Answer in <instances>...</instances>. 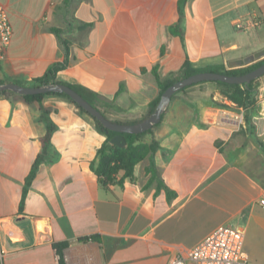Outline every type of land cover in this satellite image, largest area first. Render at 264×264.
<instances>
[{"label":"crops","instance_id":"crops-1","mask_svg":"<svg viewBox=\"0 0 264 264\" xmlns=\"http://www.w3.org/2000/svg\"><path fill=\"white\" fill-rule=\"evenodd\" d=\"M0 3L12 26L0 83L29 86L66 60L56 78L114 99L122 110L113 120L142 119L159 94L158 79L176 77L187 60L193 67L232 68L264 58V0ZM237 20L249 26L237 29ZM197 84L196 92L205 88L213 99L200 107L199 99L172 95L160 122L137 140L157 147L136 163L135 180L108 189L90 168L105 136L89 115L63 96L41 103L0 98V264H59L53 243L60 242L68 243L63 264H169L217 226L263 208L264 153L246 132L242 110L234 115L214 105H234L214 82ZM40 104L55 129L20 209L46 132ZM257 109L253 120L264 141V79ZM158 180L172 198L157 189ZM94 234L99 241H78Z\"/></svg>","mask_w":264,"mask_h":264},{"label":"trees","instance_id":"trees-1","mask_svg":"<svg viewBox=\"0 0 264 264\" xmlns=\"http://www.w3.org/2000/svg\"><path fill=\"white\" fill-rule=\"evenodd\" d=\"M263 62H264V58L258 61L252 62L248 65L226 68L223 64H210V65H206L203 67H193L190 64V62L187 60L184 62L182 66L181 73L177 75L176 77L163 80V81L158 79L159 94L157 98L149 104L148 111L142 119L131 120V121L113 120L107 115L105 108H112L117 111L122 110V108L118 107L115 104L114 99H103V97L100 94L90 89H87L82 85L69 84V83L59 81L56 78V73L61 68L66 66L67 64L66 60L56 63L50 68H48L47 71L42 76L34 78L31 81L29 86H41V85L53 84V83H64L66 85H69L76 92H78L91 105L99 109L105 115V117H107L109 120L114 121L116 123H136V122L143 120L150 113L154 111V109L156 108V106L158 105L160 101L163 91L169 85H171L172 83H174L175 81L183 77H186V76H189L191 74L201 72V71H213V72H219V73H224L228 75H240V74H244L254 69L255 67L262 64ZM263 76L264 75L256 79H253L249 83H241V84L227 83L223 81H211V82H214L219 88L220 93H222L224 97H226L228 100H230L234 104L233 106H230L226 103L214 100L213 101L214 105L218 107H222V108L236 109L237 111L241 109L243 112V117H244L243 120L245 123L246 132H248L249 136L256 142V144L260 147L261 151L264 153V141H262L258 137L256 133V127L254 124V120H253L254 116L258 115L257 102H258L259 82L257 81ZM156 77L158 78L157 74H156ZM193 84H196V83H193ZM191 85H188V86H191ZM188 86H185L179 91L185 90V88ZM48 95H57V96H63V97L68 98V100H70L75 105V107L80 113H85L94 120L97 131L105 136L104 141L102 142L100 147H98L97 149L94 159H92L90 162V168L96 174L98 178V182L102 185V187H104L105 189H108L109 186L114 185V184L122 185L125 178H128L130 181L135 180L134 166L136 165V163L142 160L148 154L149 151H153V149L157 147V145L156 146L152 145L148 147L142 143H139L137 140L139 139L140 136L150 131L151 128L155 124L148 130L138 133V134L123 133L126 139V145L124 147H119L115 144H111L109 141L110 138L116 132L103 126L96 118H94L89 113H87L81 106L76 104L65 93L44 92V93H36V94H18V93H14L8 90L0 91V98L8 99L11 102H13L17 98H22L26 103H31V102L41 103L43 98ZM40 107L42 110V117L44 118L46 122V132L40 140L41 142L40 152L37 154L36 158L34 159L32 166L30 168V171L25 178L24 185L22 188L20 205H19L20 209L23 206L24 199L26 197V194L28 192L31 182L34 176L36 175V172L38 170L40 163H42L47 158L46 155H47V150L50 147V137H51L52 132L55 129L54 123L49 119V116H48L49 109L45 108L41 104H40ZM161 119H162V114H161ZM56 159H57V154L55 153L51 158H48V161L51 163ZM151 172H152V176L149 182H152L156 175V171L154 170L153 165L151 167ZM120 173H121V176L118 178L117 176ZM161 188L165 190L168 199L172 198L175 195V193L172 190H170L163 183L162 180H158L157 189L159 190ZM88 240L99 241L100 236L94 234V235H89V236H81L78 238V241H81V242H85ZM67 244H68L67 242L53 243V247L55 248L56 252L60 255L59 264H63V259H62L61 254H62V249Z\"/></svg>","mask_w":264,"mask_h":264},{"label":"water","instance_id":"water-1","mask_svg":"<svg viewBox=\"0 0 264 264\" xmlns=\"http://www.w3.org/2000/svg\"><path fill=\"white\" fill-rule=\"evenodd\" d=\"M262 75H264V62L254 69L240 75H228L213 71H201L183 77L169 85L163 91L160 101L154 111L146 118L136 123H116L109 120L99 109L91 105L78 92L64 83H53L41 86H26L14 82H5L0 83V91L8 90L18 94H36L44 92L65 93L87 113L96 118L103 126L116 132L109 140L111 144L124 147L126 145V139L123 133L138 134L148 130L154 124L158 123L161 119L163 110L171 99V96L185 86L201 81H223L237 84L249 83L253 79H256Z\"/></svg>","mask_w":264,"mask_h":264},{"label":"built area","instance_id":"built-area-1","mask_svg":"<svg viewBox=\"0 0 264 264\" xmlns=\"http://www.w3.org/2000/svg\"><path fill=\"white\" fill-rule=\"evenodd\" d=\"M249 24L235 22L237 29ZM12 26L8 9L0 3V61L6 56V49L11 42ZM258 205L264 208V194L258 199ZM245 230L237 225L222 224L190 248L186 255H176L169 264H186L189 259L195 264H252L244 249Z\"/></svg>","mask_w":264,"mask_h":264},{"label":"rangeland","instance_id":"rangeland-1","mask_svg":"<svg viewBox=\"0 0 264 264\" xmlns=\"http://www.w3.org/2000/svg\"><path fill=\"white\" fill-rule=\"evenodd\" d=\"M264 79V76L260 79H258L257 82L260 83V81ZM213 83L211 81H201L197 83ZM193 84L191 86H188L183 91L175 92L173 95H185V97H188L190 99H199L201 102L200 107L203 105L205 106L209 100L208 96L206 95L207 89L200 90V92H196L195 87L198 86V84ZM203 88L202 85L200 84ZM197 93V94H196ZM205 93V94H204ZM222 95V93H221ZM223 96V95H222ZM224 97V96H223ZM213 99V98H210ZM224 99V98H222ZM211 108L213 109L214 106L211 105ZM226 112H230L234 115L237 114V110L232 109L228 110L225 109ZM106 113L108 116L115 114V109L112 108H106ZM242 114L243 113H239ZM244 117H242L243 119ZM197 120H200L197 118ZM244 121V120H243ZM232 225H238L245 230V246L247 250L251 253V259L255 264H264V208L258 209L256 211H252L247 217L240 220L239 223H234Z\"/></svg>","mask_w":264,"mask_h":264}]
</instances>
